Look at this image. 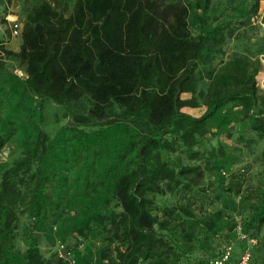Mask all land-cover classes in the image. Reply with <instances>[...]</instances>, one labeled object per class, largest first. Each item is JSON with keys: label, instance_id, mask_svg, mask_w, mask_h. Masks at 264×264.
Instances as JSON below:
<instances>
[{"label": "trees", "instance_id": "1", "mask_svg": "<svg viewBox=\"0 0 264 264\" xmlns=\"http://www.w3.org/2000/svg\"><path fill=\"white\" fill-rule=\"evenodd\" d=\"M187 1L73 0L69 12L42 3L23 25L18 51L6 49L0 39V73L8 72L6 58L19 61L27 72L25 92L41 106L50 101L63 108L68 119L62 128L65 138L53 141L39 130L34 139L23 141L21 156L2 173L0 264H17L21 218L32 227L54 224L72 201H89L105 191L108 195L71 230L78 240L101 241L100 264H209L185 256L174 242L180 227L186 244L195 241L190 227L174 225L178 214L184 222L196 219L190 205L154 209L155 196L203 192L205 167L185 165L179 155L165 159L164 154L181 151L189 160L199 159L196 147L229 103L241 107L249 131L264 140L257 90L261 68L234 56L208 75L206 90L199 89V68L212 60L206 50L225 42V29L220 24L204 32L211 0H198L202 31L193 35ZM183 94L191 97L183 99ZM201 106L205 111L199 117L183 111ZM8 139L0 133V153ZM58 141L66 143L64 160L75 169L67 185L49 172L54 145L61 148ZM218 152L224 161L223 147L211 150L212 155ZM126 160L128 168L109 182L107 166ZM215 192L218 199L221 194L240 196L247 203L250 215L243 232L257 241L249 264L254 259L264 264V185L245 183L241 174L232 173ZM222 227L227 245L232 228L228 223ZM20 254L22 264H71L59 253L45 257L36 242ZM79 262L98 264L81 255Z\"/></svg>", "mask_w": 264, "mask_h": 264}, {"label": "rangeland", "instance_id": "2", "mask_svg": "<svg viewBox=\"0 0 264 264\" xmlns=\"http://www.w3.org/2000/svg\"><path fill=\"white\" fill-rule=\"evenodd\" d=\"M197 1H187L192 6L189 22L193 35H195L197 23L202 17L201 12L197 11L195 7ZM256 1H258L257 8L256 6L244 8V15L241 17L233 15V13L239 12L238 6L232 5L236 0H211L207 23L211 26L210 28L215 25H223L226 38L221 46L211 45L206 50L212 60L199 68L202 71L198 84L199 89L206 90L209 84L208 75L234 56H246L254 63H259L261 69L257 81L261 82L260 76H264V0ZM42 3H49L56 9L65 8L66 12H69L73 7V0H0V39L6 49L19 50L21 37L13 38L11 27L16 23L22 29L28 15ZM233 8H235V12H233ZM227 17H232V20H227ZM254 30L255 53L248 54L243 49L248 46L251 40L250 35ZM4 63L8 72L0 73V133L9 135V139L0 153V174L21 156L23 141L34 139L39 130L46 132L53 141L65 138L66 133L62 128L68 122L63 108L57 107L50 101L44 102L41 106L39 99L25 92L23 82L27 78V72L19 61L9 57L4 60ZM182 97L188 98L190 94H184ZM258 98H261L260 107L264 108V79L258 86ZM227 106L228 109H223L211 120L212 122L209 123L210 133L196 147L200 153L199 159L189 160L187 155L181 151L169 156L164 154L165 159L174 160L179 155L185 165L205 167L204 177L200 182V189L205 190L203 192L194 189L179 190L154 198V209L156 207L161 209L190 205L196 214V219L184 222L183 217L178 214L177 222L174 225L182 224L190 227L195 234V241L186 244L180 235V227L177 229L174 242L185 256L192 260L204 259L209 261V264H212L214 253L216 251L218 253L225 247L232 248L233 257L243 249H255V243L252 244L249 241L251 238L243 232L245 219L250 215L247 203L240 196L227 198L226 195L221 194L218 199L215 189L222 183L225 185L232 173L241 174L245 183L264 185V160L262 157L264 140H260L255 133L249 131L247 120L239 114L240 110L235 109L236 106L232 107V103ZM240 135H243L244 138H240ZM58 143L61 148L54 145L51 161L48 164L49 172L67 185L75 169L71 168L70 164H66L64 160L67 154L66 143L62 144L60 141ZM220 146L225 150L224 161L220 152L211 154L213 148L218 149ZM64 153L65 155H62ZM58 156L59 158H57ZM128 163L129 161L126 160L124 163L108 165L107 167L110 169L108 172L109 182L117 174L126 170ZM207 165L209 168H206ZM210 167L212 168L210 169ZM107 195L108 192L105 191L89 201L84 199L72 201L66 207L63 217L54 224L41 222L39 226L32 227V224L25 218H21L16 240L17 264H22L20 253L31 242L25 238L29 232L37 231V228L41 226L45 227V231H49L51 237L49 241H51L50 247L52 248L43 251L45 257L59 253V246L62 244L72 253L71 264H81L79 255L86 256L89 260L100 264L97 254L101 247V241L99 239L89 242L78 240L71 230L74 226L82 223L93 212L101 198ZM159 215L161 216V212ZM226 223L230 224L232 228L230 242L227 245L221 234L224 231L222 225L224 226ZM244 235H246L245 238ZM261 235H259V240ZM252 264H261V262H255L254 259Z\"/></svg>", "mask_w": 264, "mask_h": 264}, {"label": "crops", "instance_id": "3", "mask_svg": "<svg viewBox=\"0 0 264 264\" xmlns=\"http://www.w3.org/2000/svg\"><path fill=\"white\" fill-rule=\"evenodd\" d=\"M256 4V5H255ZM232 5H234V6H238V8H239V12H236V13H233V15H240L241 17L244 15V8H246V9H248V8H250V7H255L256 6V8H257V6H258V1H256L255 2V0H236V2H234ZM211 6V5H210ZM192 7V6H191ZM195 7H196V10L197 11H200L201 12V14L203 15V13H202V11L198 8V6H197V2H196V5H195ZM192 9V8H191ZM209 10H210V8H209ZM233 12H235V8H233ZM201 15V16H202ZM226 16H228V15H226ZM208 18H209V11H208V17L206 18V22H207V20H208ZM233 18H234V16H233ZM227 20H232V17H227ZM14 22V21H13ZM208 24V23H207ZM216 26V25H215ZM214 26V27H215ZM211 26L208 24V27H207V29L206 30H204V32H206V31H208V30H213V28H210ZM20 30H22L21 28H20ZM201 31H202V27H201V20L199 19V21H198V23H197V27L195 28V31H194V33H195V36H197V35H199L200 33H201ZM240 32V31H239ZM241 32H242V29H241ZM247 36H248V34H247ZM225 38H226V34H225ZM250 41H249V44H248V46L247 47H245L243 50H244V52H247L248 54H254L255 53V30L254 31H252V33H251V35H250ZM243 57H246V56H243ZM252 63H254L253 61H252V59H250L249 57H247ZM258 84H260V82H258ZM257 90H258V85H257ZM184 95V94H183ZM190 97H191V95H190ZM190 97H188V98H184L183 97V99H189ZM260 100H261V98H258V103H259V106H260ZM235 109H238V110H241V107H239V106H237V107H235ZM183 111L184 112H186V113H188V114H190V115H192V116H195V117H199V116H201L203 113H204V111H205V107L204 106H201V107H199V108H196V109H192V108H184L183 109ZM5 171V170H4ZM3 171V172H4ZM2 172V173H3ZM2 173L0 174V181H1V176H2ZM43 224H46V222H44ZM49 238H51L50 237V233H49V231H45V227H43L42 228V226L41 227H38L37 228V231H34V232H29V234H28V236H27V238H25L27 241H31V242H36L37 244H38V247L40 248V250L42 251V253H43V251H45L47 248L49 249H51L52 247H50V242L51 241H49ZM30 242V243H31ZM29 243V244H30Z\"/></svg>", "mask_w": 264, "mask_h": 264}, {"label": "built area", "instance_id": "4", "mask_svg": "<svg viewBox=\"0 0 264 264\" xmlns=\"http://www.w3.org/2000/svg\"><path fill=\"white\" fill-rule=\"evenodd\" d=\"M11 36L13 38L21 37V30L18 24L14 23L11 27ZM244 238L246 235L243 236ZM252 244H256V239L249 240ZM59 255L65 259L70 260L72 255L65 247V245L59 246ZM251 258L250 248L244 249L235 259L232 254V248L228 247L223 249L221 255H219L212 264H249Z\"/></svg>", "mask_w": 264, "mask_h": 264}]
</instances>
